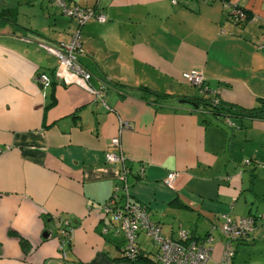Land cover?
Instances as JSON below:
<instances>
[{
  "label": "crops",
  "instance_id": "obj_1",
  "mask_svg": "<svg viewBox=\"0 0 264 264\" xmlns=\"http://www.w3.org/2000/svg\"><path fill=\"white\" fill-rule=\"evenodd\" d=\"M68 1L106 18L82 28L76 56L91 73V87L103 88L100 99L55 80L56 60L24 43L22 33L0 32V264H130L118 249L122 241L103 232L108 223L100 210L119 184L121 166L104 157L118 152L111 146L116 137L129 171L126 196L147 207L163 237L175 239L179 230L204 236L223 216L264 214V202L254 203L239 175L219 181L202 175L219 151L206 145L224 149L231 140L239 160L264 161V120L220 118L213 131L205 111L173 106L202 94L243 109L262 107L264 0H229L251 15L246 25L232 24L219 1ZM51 9L49 0H0V12L9 10L31 38L66 44L75 25ZM192 70L203 75L204 92L182 80ZM37 74L49 77L50 86L41 88ZM141 87L166 98L144 96ZM198 113L206 117L201 124ZM122 122L130 130L118 135ZM172 172L179 174L174 190L163 183ZM258 180L254 192L264 199V178ZM65 221L70 247L62 258L58 223ZM213 236L217 259L221 241ZM137 241L155 260L157 249L141 234ZM232 264H264V225L256 224Z\"/></svg>",
  "mask_w": 264,
  "mask_h": 264
},
{
  "label": "built area",
  "instance_id": "obj_2",
  "mask_svg": "<svg viewBox=\"0 0 264 264\" xmlns=\"http://www.w3.org/2000/svg\"><path fill=\"white\" fill-rule=\"evenodd\" d=\"M98 1L99 0H95L96 3ZM204 1L210 3L214 0ZM51 4L59 9L64 16L70 18L76 24V26H83L89 21H96L97 23H104L106 21L105 16L97 13L95 9H81L68 4V0H51ZM232 15L238 20H241L244 17L242 13L238 12H232ZM31 42L32 41H24V43ZM36 46L48 55L52 56L58 63L53 74L55 80L66 85L77 86L97 99L101 98V89L95 90L87 84V71L76 59V54L81 53V37L79 35V31H74L70 36L68 43L66 44L54 47L41 42L37 43ZM181 78L183 81L191 85L204 87L202 86L204 82L203 75L198 71L192 70L183 73ZM34 80L41 86V88L49 87L51 84L49 77H47L45 74H37L34 77ZM126 130H130V124L127 122H122L119 126V133ZM111 143V146L117 147L118 152L106 153L105 160L109 163H118L121 166V170L117 179L122 183V187H115V192L120 191L123 188L121 192H123L125 197H127L126 194L128 188L125 181L126 167L124 166L126 159L123 157L122 150H120L121 146L119 138H114ZM178 176V173H168L163 181L164 185L169 189H173V185L178 179ZM120 201L121 200L117 193H114L112 198L102 205L101 209L104 217L107 220L109 219L108 222H110L106 227L103 228V232L107 233L109 231H113L116 236L120 235L122 237V257L124 259L134 260L137 257L138 249L135 242V235L137 231H144L146 235L151 238L152 243L158 247L157 250H160L159 256L156 257V260L159 264H166L167 260L172 261L169 264H189V261L186 260L187 258L182 257L181 253L177 254V256L173 254V247L176 248L177 252L179 253L180 246H177L171 242L170 239H165L161 235L159 225L155 224L149 219L147 207L145 205L140 206L137 204H132L128 202L129 200L123 205H120ZM222 218V223L217 227L219 229V233L224 239L225 244L224 253L220 264H230V257L233 251L232 244L245 235L246 232H250L252 230V222L247 219L232 221L227 217ZM111 223H116L115 229L111 227ZM61 224H64V227L62 230V227L59 228L60 237L67 235V231L65 229L68 227L70 228L71 225L70 223L67 224L66 221L62 222ZM181 234L187 235L188 233ZM209 242H212L211 238H209ZM64 249V242H60L59 250L62 258L65 256ZM191 249L194 248L192 247ZM210 249L211 247L208 244H205V248L199 250L194 249L195 251H204H201V254L196 257L197 261L199 262L195 261L191 264H205ZM205 252H207L206 256Z\"/></svg>",
  "mask_w": 264,
  "mask_h": 264
},
{
  "label": "trees",
  "instance_id": "obj_3",
  "mask_svg": "<svg viewBox=\"0 0 264 264\" xmlns=\"http://www.w3.org/2000/svg\"><path fill=\"white\" fill-rule=\"evenodd\" d=\"M214 1H219L221 4H223L225 6V8H227V10H228L227 11V19L230 22H232V24H234V25H246V24L252 22L253 18L251 17V15L248 14L240 6L229 4V0H214ZM68 4H71L70 1H68ZM73 6H75V5H73ZM52 7L57 9L55 6H52ZM76 7H79V6L76 5ZM92 9H95V8L93 7ZM232 12L242 13L243 16H244L243 19L238 20L235 16L232 15ZM60 13H61V15H63L61 11H60ZM92 22H96V21H89L86 24H84L83 26H76V24L73 22L74 25H75V30L74 31H76V30L79 31V35L81 37V53H82L81 30H82V28L84 26H86L87 24L92 23ZM6 29H9L12 32V36L16 35V34H19V33H22L23 37L21 39H22L23 42L24 41H32L30 44H33L35 46H36L37 43H41L39 41L34 40L28 34H26V32L31 33L30 31H27L26 29H23L22 27L17 25V23L15 22V17L11 14V12L9 10H3L2 12H0V32H3ZM42 43H44V42H42ZM45 44H48V43H45ZM48 45H50V44H48ZM60 45H62V44H60ZM56 46H58V45H56ZM262 47H264V44H262ZM76 56H77V54H76ZM202 86H204V87H199L198 89H200L199 91L204 92L202 90H205V88H207V86L205 84V79H204V82H203ZM139 91L144 96L145 95H147V96L149 95V96L155 97L156 101H159L161 99L166 98V97H163L162 95H158V94L153 93L152 91H150L149 89H147L145 87H141L139 89ZM190 101L194 102V104L196 105V110L205 111L208 115H210L211 117H213L215 119H220V118L225 119L227 121V124L230 123L229 120H231V119L232 120H243V119L246 118V119H249V120H264V103H262V107H259V108L243 109V108H240L238 106L229 105V104H223L220 101H218L216 99H212V98L203 97L201 99L200 98L199 99L198 98L190 99ZM208 123H210V122H208ZM230 141H229L228 145H227V143H226V145H224L223 153L225 154V162L230 163L231 166L234 169H237L238 170V175L240 177L243 176V175L246 177L245 182H246L247 189L245 191L248 192V193H251L255 197L254 199L256 200L254 203L259 205L260 204L259 202H264V199H262L260 196H259V199H258V197L256 196V194L254 192V184H255L256 180L259 178L258 173H257L259 164L257 162H255V160H249V159H245V160L240 159L239 160V158H237V156L235 155L237 145H235V143L230 144ZM126 169H127V167H126ZM178 178H179V176H178ZM117 182L121 183L118 179H117ZM174 185H175V183H174ZM174 185H173V189L172 190H174ZM122 189L120 190V192L122 191ZM112 196L110 198H112ZM118 197L121 200L120 201V205H123L126 201L129 200L128 202H130L132 204H137V205H140V206H142V205L144 206V204L136 203L132 199H130L129 197H125L123 194H120ZM182 207L183 208H188V207H186L184 205H182ZM147 213H148V211H147ZM261 214H256V215L249 214V215H247L245 217H241L239 219H231V218L227 217V218L231 219L232 221H240L242 219H247V220H250L252 222V230L250 232H246L245 235H243L241 238H239L237 241H235L232 244L233 251H232V255L230 257V259H231L230 264L233 263L234 256H235V254L237 252L238 246L241 245L244 242V240L253 232L256 224L264 225V214H262V215ZM148 216H149V219L151 221H153L150 218V214L149 213H148ZM222 220H223V218L221 219V222L218 224V226L222 223ZM155 224H157V223H155ZM214 228H217V226L214 227ZM112 234L114 236H116L114 234V232H112ZM139 234L143 235L156 249H158V247L152 243L151 238L149 236H147L144 231H137L136 235H135V242H136L137 249H138V255H137V257H136V259L134 261L126 260V259H124V260H126L130 264H159L155 257H154L155 260L154 259L150 260L144 254V252L140 249V246H139L138 241H137ZM116 237H121V236L118 235ZM62 240L63 241H61V242L62 243L64 242L65 248H69L70 247V241H69L68 235H65L64 238H62ZM121 241L122 242L119 245H117V246L121 247V248L118 247L119 250H122V247H123V239H122V237H121ZM22 245L24 246L23 243H22ZM156 252H157V250H156Z\"/></svg>",
  "mask_w": 264,
  "mask_h": 264
},
{
  "label": "rangeland",
  "instance_id": "obj_4",
  "mask_svg": "<svg viewBox=\"0 0 264 264\" xmlns=\"http://www.w3.org/2000/svg\"><path fill=\"white\" fill-rule=\"evenodd\" d=\"M51 11H54L55 13H56V18H64L65 20H68L69 18H67L66 16L64 17H62L60 14V11L58 10V9H55V8H53V9H51ZM57 11V12H56ZM20 16H22L21 14H20ZM68 32V31H67ZM66 32V33H67ZM73 34V31L71 32V35ZM57 36V35H56ZM64 35H62L61 37H63ZM53 39H55V38H53ZM57 65H58V63H57ZM189 84V83H188ZM191 85V84H190ZM191 86H194V85H191ZM194 87H197V86H194ZM197 88H199V87H197ZM93 89H95V88H93ZM101 89V96H102V91H103V88H100ZM95 90H98V89H95ZM92 96V95H91ZM92 97H94V96H92ZM204 96H202V94H200V99L201 98H203ZM95 99H97L96 97H94ZM205 98H207V97H205ZM177 103H178V101H177ZM177 103H173V106L175 107V108H177V109H179V110H189L190 109V106L189 105H185V104H183V105H180V104H177ZM195 116H196V119L198 120V123L199 124H201L202 123V120L203 119H206V117L205 116H202L201 114H195ZM208 118V120H211L210 122L212 123V125L210 126V127H208V129L209 130H213L214 128L216 129H219V126H220V121L219 120H217V119H215V118H213V117H210V116H208L207 117ZM127 131V130H126ZM214 131V130H213ZM226 131V130H225ZM118 135H119V132H118ZM211 141H214L213 142V144H216V141H217V139H216V136H212L211 137ZM120 142V141H119ZM121 146V145H120ZM207 147H211V148H214V149H216V148H219V151H216L214 154H215V157H216V162L213 164V166L211 167V170L210 171H208L207 173H202V175H203V177H208V178H217V180L216 181H219L220 179L219 178H221V177H224L225 176V174L227 173V174H229V175H233V174H236V175H238V170L237 169H234L232 166H231V164L230 163H227V162H225V154L223 153V145H206ZM261 151V149H259V151L258 152H260ZM249 155H250V152L249 151H247L245 154H244V157L245 158H250L249 157ZM105 157V156H104ZM258 161V164H259V166H258V170H257V173H258V176H259V180H258V182L257 183H259V181L262 179V178H264V171H262V170H264V161H261V160H257ZM105 162H107L106 160H105ZM107 163H109V162H107ZM117 165H119L118 163H116ZM225 166V167H224ZM205 170H206V168H205ZM207 171V170H206ZM119 172H120V170H119ZM201 172H202V170H201ZM128 173H129V171L126 169V176H125V180H126V177L128 176ZM119 174V173H118ZM198 177H201V176H198ZM202 177V178H203ZM242 181H243V185H241L243 188H246V182H245V180H246V177L243 175V176H241V177H239ZM211 183H213V185H215L216 184V182H215V180H209ZM119 187H122V183H119L118 184V188ZM114 193H117V195L119 196L120 194H123L124 196H125V194L124 193H122V192H120V191H117V192H115V189H114V192H113V194ZM112 194V195H113ZM244 196H246V197H248V194H244ZM239 201H242V198L240 197L239 198ZM259 206V205H258ZM100 210H101V212H102V209L100 208ZM253 212H254V210H253ZM262 215V214H261ZM102 216L104 217V214H103V212H102ZM223 217H227V216H223ZM109 220V219H108ZM108 220L106 219V221H107V223L109 224L110 222H108ZM67 222V224H69L70 222L69 221H66ZM61 223H58V230H59V228L61 227V225H60ZM174 226H176V224L174 225ZM111 227L113 228V229H115L116 228V223H111ZM218 227V226H217ZM181 233H188L187 235H183V234H181ZM214 233H216V236H218L217 238H219L220 239V243H219V246L220 247H222V248H220V251H219V255H218V257H217V259H214V258H212V254L214 253V251H215V237L213 236V234ZM116 239H119V240H121V237H116V236H114ZM165 238V237H164ZM209 238H211L212 239V242L210 243L209 242ZM165 239H170V241L171 242H173L174 244H176L177 246H180V250H179V253L177 252V250H176V248H174L173 247V254L174 255H176L177 256V254H180L181 253V255H182V257H186L187 259L186 260H188L189 261V264H191V263H193V262H195V261H197V259H196V257L198 256V255H200L201 254V251H204V250H200V251H195L194 249H196V250H199V249H202V248H205V244H208L210 247H211V249H210V251H209V255H208V258H207V260H206V262H205V264H220L221 263V259H222V256H223V253H224V239H223V237L221 236V234L219 233V229L218 228H212L209 232H207L204 236H198V235H195L194 233H192L191 231H185V230H179L178 231V234H177V238H175V239H173V238H165ZM62 240L60 239V237L58 236V251L60 252V250H59V243L61 242ZM194 248V249H191V248ZM191 249V250H190ZM190 250V251H189ZM189 251V252H188ZM206 253L207 252H205V256H206ZM159 254H160V250L158 251L157 250V252L155 253V258L157 257V256H159ZM60 255H61V253H60ZM136 259V258H135ZM134 259V260H135ZM205 259H206V257H205ZM204 259V260H205ZM134 260H131V261H134ZM170 262H172V261H170V260H167V263L166 264H169ZM197 262H199V261H197ZM198 264H200V263H198Z\"/></svg>",
  "mask_w": 264,
  "mask_h": 264
},
{
  "label": "water",
  "instance_id": "obj_5",
  "mask_svg": "<svg viewBox=\"0 0 264 264\" xmlns=\"http://www.w3.org/2000/svg\"><path fill=\"white\" fill-rule=\"evenodd\" d=\"M179 103L180 104H188V105H191V106H196L195 104H194V102H192V101H190V100H188V99H182L181 101H179Z\"/></svg>",
  "mask_w": 264,
  "mask_h": 264
},
{
  "label": "bare ground",
  "instance_id": "obj_6",
  "mask_svg": "<svg viewBox=\"0 0 264 264\" xmlns=\"http://www.w3.org/2000/svg\"><path fill=\"white\" fill-rule=\"evenodd\" d=\"M50 2V5L51 4V0L49 1ZM53 6V5H52ZM76 7V6H75ZM79 8V7H78ZM81 9H88L89 7H80ZM87 71V70H86ZM87 76H88V81H87V84L90 85L89 81H90V78H91V73L89 71H87ZM91 86V85H90ZM82 89V88H81Z\"/></svg>",
  "mask_w": 264,
  "mask_h": 264
}]
</instances>
